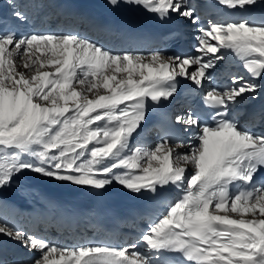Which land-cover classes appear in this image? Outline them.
Listing matches in <instances>:
<instances>
[{
  "label": "snow or ice",
  "instance_id": "1",
  "mask_svg": "<svg viewBox=\"0 0 264 264\" xmlns=\"http://www.w3.org/2000/svg\"><path fill=\"white\" fill-rule=\"evenodd\" d=\"M125 2L161 20L201 21L189 0ZM216 2L247 14L200 25L194 52L183 55L116 52L74 32L17 35L0 27V188L31 172L96 190L113 183L154 197L176 190L138 242L126 245L61 246L0 221V235L31 254L26 264H167L168 256L176 264H264V131L232 115L264 87V13L256 20L250 11L264 0ZM229 54L245 75L213 86ZM180 78L202 90L209 83L203 101L211 119L177 113L185 137L134 144L149 102L174 97Z\"/></svg>",
  "mask_w": 264,
  "mask_h": 264
},
{
  "label": "bare ground",
  "instance_id": "2",
  "mask_svg": "<svg viewBox=\"0 0 264 264\" xmlns=\"http://www.w3.org/2000/svg\"><path fill=\"white\" fill-rule=\"evenodd\" d=\"M23 1L26 2L28 0ZM31 1H33V5L30 8L31 11L36 10V7L40 5L41 10L38 13L44 12V0ZM189 2L196 5L198 14L201 17L199 24L195 25L185 19V22L189 24V33L193 38L197 35V28L209 20L238 18L247 14L245 12L236 14L232 11H219L218 5L214 4L212 0H189ZM250 11L254 19L259 20L261 14L264 13V5H257L255 9ZM91 41L97 43L96 40ZM142 55L147 56L149 54L143 53ZM235 60L236 62H240L234 55L229 54L227 59L219 64L215 71L233 68L232 62ZM191 70L193 69L190 68L189 71ZM238 72L240 75H245L242 65ZM233 107V113L239 115L238 120L242 125L259 132V128L254 126L256 122L251 117L259 110L258 116L262 114L261 109L264 108V87L255 94V98L245 95ZM190 131L192 130L190 129ZM178 133L181 137L187 135L181 126L178 129ZM157 140V134L149 131L135 137L133 143L140 142L142 144L154 145ZM59 187L71 189L74 191V194L71 196H60L56 194ZM107 188L129 191L115 183ZM92 190L93 188L91 187L75 186L71 183L59 182L31 172H25L14 179L8 186L0 188V194L9 193L17 202H8L0 197V221L7 222L10 226L23 230L28 234L42 236L61 246L71 247L73 245L84 244L86 234L95 235L97 231H99V234H102L96 224L97 220L93 208L87 206L81 213L79 212L80 200L88 197V192ZM22 204L25 205L23 209L21 208ZM155 217L156 215L153 214L144 219L127 223V226L122 228L120 233L114 234L112 237H115L118 242H127L126 244L134 240L138 242L139 237L135 236L134 233H142L146 224L155 219ZM2 238L6 239L8 237L0 235V239ZM139 248L141 251H148L144 245ZM30 256L31 254L20 244L10 239L9 249H0V264H26Z\"/></svg>",
  "mask_w": 264,
  "mask_h": 264
},
{
  "label": "rangeland",
  "instance_id": "3",
  "mask_svg": "<svg viewBox=\"0 0 264 264\" xmlns=\"http://www.w3.org/2000/svg\"><path fill=\"white\" fill-rule=\"evenodd\" d=\"M205 17V16H204Z\"/></svg>",
  "mask_w": 264,
  "mask_h": 264
}]
</instances>
